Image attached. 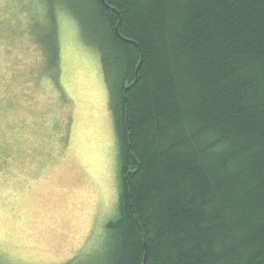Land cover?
Instances as JSON below:
<instances>
[{
  "label": "trees",
  "instance_id": "trees-1",
  "mask_svg": "<svg viewBox=\"0 0 264 264\" xmlns=\"http://www.w3.org/2000/svg\"><path fill=\"white\" fill-rule=\"evenodd\" d=\"M44 1L98 50L118 140L93 264H264V0Z\"/></svg>",
  "mask_w": 264,
  "mask_h": 264
},
{
  "label": "rangeland",
  "instance_id": "rangeland-1",
  "mask_svg": "<svg viewBox=\"0 0 264 264\" xmlns=\"http://www.w3.org/2000/svg\"><path fill=\"white\" fill-rule=\"evenodd\" d=\"M42 3L0 0V264H93L118 217V140L98 50Z\"/></svg>",
  "mask_w": 264,
  "mask_h": 264
},
{
  "label": "water",
  "instance_id": "water-1",
  "mask_svg": "<svg viewBox=\"0 0 264 264\" xmlns=\"http://www.w3.org/2000/svg\"><path fill=\"white\" fill-rule=\"evenodd\" d=\"M116 30H117V28H116ZM141 63H142V55H141V60H140L138 66H137V69H136V74H137V71H138V69H139ZM136 80H137V78H135V80H134V82L131 84V86L136 82ZM127 89H128V87L124 90V93H126ZM126 102H127V100H126Z\"/></svg>",
  "mask_w": 264,
  "mask_h": 264
}]
</instances>
